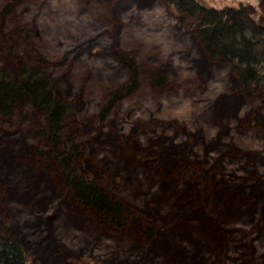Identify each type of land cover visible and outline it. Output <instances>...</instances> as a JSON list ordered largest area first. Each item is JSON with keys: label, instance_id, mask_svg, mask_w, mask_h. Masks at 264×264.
I'll use <instances>...</instances> for the list:
<instances>
[{"label": "rangeland", "instance_id": "1", "mask_svg": "<svg viewBox=\"0 0 264 264\" xmlns=\"http://www.w3.org/2000/svg\"><path fill=\"white\" fill-rule=\"evenodd\" d=\"M198 1L264 25V0ZM193 21L165 0H0V67L15 76L21 54L67 103L55 147L29 107L0 115V234L32 262L264 264V76L243 87ZM70 143L72 176L123 205L121 228L72 194Z\"/></svg>", "mask_w": 264, "mask_h": 264}, {"label": "trees", "instance_id": "2", "mask_svg": "<svg viewBox=\"0 0 264 264\" xmlns=\"http://www.w3.org/2000/svg\"><path fill=\"white\" fill-rule=\"evenodd\" d=\"M165 1L172 5L178 14L188 15L194 20L192 30L207 55L229 64L232 71L238 73V80L243 87H253L264 76V25L250 21L243 8L216 9L206 7L198 0ZM258 47L260 49L256 50ZM10 50L11 48H8L7 52ZM12 51L8 53L16 60L15 76H10L5 68L0 67V115L9 116L13 107H32L31 110L44 119L42 133L51 141V145L58 146L61 143L60 128L64 123L67 103L51 90L41 68L30 66L22 60L21 54ZM122 60L127 63L126 58ZM136 76L133 69L131 77L122 87L116 89L112 99L116 98L119 92L132 90L136 86ZM263 106V111L257 113L255 121L264 126ZM65 147L64 151L56 150V155L62 168V177L64 176L63 179L72 194L96 214L97 220L104 227L121 228L126 212L123 205L112 200L101 188L86 182L84 177H73L71 150L74 147L72 143L71 149ZM207 176L208 171L203 174L204 181ZM150 232L151 229L146 228V235L149 236ZM0 264L37 263L28 258L19 241L12 236L0 234Z\"/></svg>", "mask_w": 264, "mask_h": 264}, {"label": "bare ground", "instance_id": "3", "mask_svg": "<svg viewBox=\"0 0 264 264\" xmlns=\"http://www.w3.org/2000/svg\"><path fill=\"white\" fill-rule=\"evenodd\" d=\"M30 109H32V107L28 106Z\"/></svg>", "mask_w": 264, "mask_h": 264}]
</instances>
